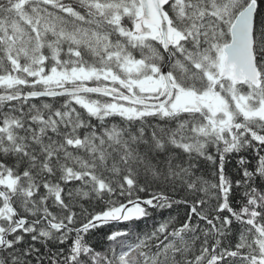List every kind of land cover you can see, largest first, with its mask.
I'll return each mask as SVG.
<instances>
[{"label": "snow or ice", "instance_id": "obj_1", "mask_svg": "<svg viewBox=\"0 0 264 264\" xmlns=\"http://www.w3.org/2000/svg\"><path fill=\"white\" fill-rule=\"evenodd\" d=\"M0 264H264V0H0Z\"/></svg>", "mask_w": 264, "mask_h": 264}]
</instances>
